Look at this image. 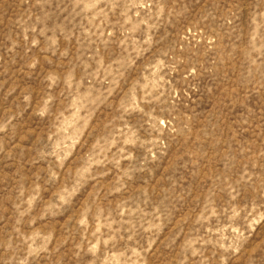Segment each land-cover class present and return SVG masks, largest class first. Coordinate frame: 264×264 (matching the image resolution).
Wrapping results in <instances>:
<instances>
[{"label":"rangeland","instance_id":"obj_1","mask_svg":"<svg viewBox=\"0 0 264 264\" xmlns=\"http://www.w3.org/2000/svg\"><path fill=\"white\" fill-rule=\"evenodd\" d=\"M0 264H264V0H0Z\"/></svg>","mask_w":264,"mask_h":264}]
</instances>
